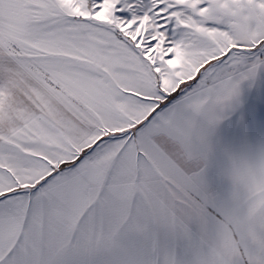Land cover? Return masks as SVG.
Masks as SVG:
<instances>
[{"label":"snow or ice","instance_id":"6c2138e0","mask_svg":"<svg viewBox=\"0 0 264 264\" xmlns=\"http://www.w3.org/2000/svg\"><path fill=\"white\" fill-rule=\"evenodd\" d=\"M181 105L264 140V0H0V264H192L153 134Z\"/></svg>","mask_w":264,"mask_h":264},{"label":"crops","instance_id":"0c3cea01","mask_svg":"<svg viewBox=\"0 0 264 264\" xmlns=\"http://www.w3.org/2000/svg\"><path fill=\"white\" fill-rule=\"evenodd\" d=\"M238 84L243 88V77ZM153 134L171 145L180 161L177 164L169 158H161L165 170L175 178L185 194L194 193L199 197L195 204L201 235L192 264H264L260 253H264V241L256 249L250 243L251 239L264 237V216L261 211L254 212V206L264 203V191L257 192L259 196L244 193L248 187L247 180H243V159L253 153L252 150L260 154L263 152V148L254 147L261 140L222 144L219 140V122L183 105L167 112L154 126ZM222 147L228 150L229 155H223ZM206 157L213 162L209 167L200 164L202 158L206 161ZM210 168L214 169L215 174L226 172L234 173V176H228L227 181L215 185L207 178ZM194 169L198 171H192ZM200 186L204 190L210 188V191L204 195L199 191ZM213 208L221 210L219 215L212 211ZM219 228L227 232L225 236L230 238L231 243L227 242L230 249L237 250L234 261L226 259L215 244L211 245L208 241V237H215L214 233Z\"/></svg>","mask_w":264,"mask_h":264},{"label":"rangeland","instance_id":"374dc122","mask_svg":"<svg viewBox=\"0 0 264 264\" xmlns=\"http://www.w3.org/2000/svg\"><path fill=\"white\" fill-rule=\"evenodd\" d=\"M260 67L261 65L259 63L249 67L246 72H243L239 75V77L237 78L238 83H239V79L243 77V88L251 89L257 86L258 81H259ZM255 146L258 148H263V152L260 154V153L254 152L255 150H252L253 153H249L247 155V158L243 159V180H247L246 187H248L246 191H244V193H249L251 195L259 196L257 192L264 191V140L256 142L254 147ZM258 148H256V150H258ZM222 152H223V155H225L226 153L227 155H229L228 150L223 147H222ZM201 162H200V164H202L201 166L206 164L208 167L212 165L213 163L209 159V157H206L205 162L202 158ZM216 176H218L217 178H218V183H219V182L227 181V177L234 176V173L220 172V173H216ZM199 191H201V193L205 195L208 191H210V188L204 190L203 187L200 186ZM243 198H244V195H243ZM262 199L264 201V198ZM250 207L252 208V206ZM212 211L216 215H219L218 212H220L221 210L218 208H213ZM254 212H260L261 215L264 216V214H262L264 213V203L261 204V206H254ZM226 234L227 232L224 229L219 228L217 233L216 231L214 233L215 237L210 235L212 239L208 237V241L211 245L215 244V247L219 249L221 253H223L226 259L234 261L235 260L234 256L236 254L235 252H237V250H235L234 248L230 249V246L227 244V242L231 243L230 238L228 237V235L226 238L225 236ZM262 241H264V237L263 239H258V240L251 239L250 243H251V246H253V248L256 249L260 246ZM260 253L262 257L264 258V253L263 252H260ZM260 262H263V261H260Z\"/></svg>","mask_w":264,"mask_h":264}]
</instances>
